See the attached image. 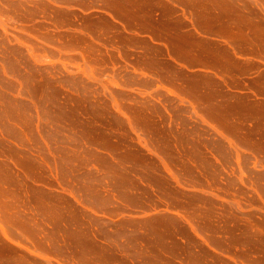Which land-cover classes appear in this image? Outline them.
<instances>
[{"label":"rangeland","instance_id":"1","mask_svg":"<svg viewBox=\"0 0 264 264\" xmlns=\"http://www.w3.org/2000/svg\"><path fill=\"white\" fill-rule=\"evenodd\" d=\"M0 264H264V0H0Z\"/></svg>","mask_w":264,"mask_h":264}]
</instances>
